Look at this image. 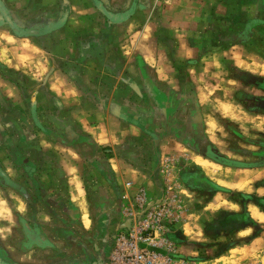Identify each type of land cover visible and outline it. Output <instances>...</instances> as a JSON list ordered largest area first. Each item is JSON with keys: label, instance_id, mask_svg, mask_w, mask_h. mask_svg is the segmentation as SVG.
Instances as JSON below:
<instances>
[{"label": "crops", "instance_id": "0c3cea01", "mask_svg": "<svg viewBox=\"0 0 264 264\" xmlns=\"http://www.w3.org/2000/svg\"><path fill=\"white\" fill-rule=\"evenodd\" d=\"M228 62L235 82L264 79V0H0V264H110L138 197L183 192L174 116L158 113L202 109ZM197 161L205 184L248 191ZM191 217L174 240L197 236ZM256 239L229 252L252 256Z\"/></svg>", "mask_w": 264, "mask_h": 264}, {"label": "rangeland", "instance_id": "374dc122", "mask_svg": "<svg viewBox=\"0 0 264 264\" xmlns=\"http://www.w3.org/2000/svg\"><path fill=\"white\" fill-rule=\"evenodd\" d=\"M238 71L233 62H228L226 68L205 76L202 109L190 102V112L186 107L178 114L158 113L160 118L165 117V121L173 115L176 125L171 136L177 145L173 163L175 174L172 170L171 175L173 190L178 188L183 192L179 194L180 199L175 193L171 197L180 206V218L193 216L190 220L195 221V232H198L197 236L191 235V240L185 239L180 243L174 239L182 236V230L177 232V224L172 226L174 238L169 233V240L177 247L183 244L184 248L192 247L197 252L195 257L188 258L177 248L172 255L175 260L172 264H183L179 262L181 259L188 264H230L227 259H236V264H264V190L260 189L264 187V167L240 170L219 164L205 155L207 145L212 144L218 154L234 160L264 161V79L254 73H243L235 82L233 78ZM197 158L217 166L223 175L240 173L248 191L205 184L198 173L201 170L199 166H204ZM189 166L194 168L192 172L196 170L197 173L188 172ZM209 203L211 206L206 209ZM255 238L258 239L251 245L254 255L229 252L231 245L247 243ZM107 245L111 251L117 242L108 241ZM155 249L163 253L167 251L164 245Z\"/></svg>", "mask_w": 264, "mask_h": 264}, {"label": "built area", "instance_id": "2783aa9c", "mask_svg": "<svg viewBox=\"0 0 264 264\" xmlns=\"http://www.w3.org/2000/svg\"><path fill=\"white\" fill-rule=\"evenodd\" d=\"M139 207L138 224L129 231L120 232L116 237L117 245L112 250L110 264H172V258L178 248L176 243L169 240L167 236L172 233V226L177 224L181 218L178 215L180 206L176 199L167 196L161 202L151 204L145 195L137 198ZM157 234L163 236L161 244L153 243L152 239ZM164 245L166 253L159 252L155 247ZM188 264L184 259L179 261Z\"/></svg>", "mask_w": 264, "mask_h": 264}, {"label": "water", "instance_id": "95a60500", "mask_svg": "<svg viewBox=\"0 0 264 264\" xmlns=\"http://www.w3.org/2000/svg\"><path fill=\"white\" fill-rule=\"evenodd\" d=\"M205 155L219 164L234 168H256V167L264 166V161L257 163L243 162L218 154L216 151H214L212 144L207 145Z\"/></svg>", "mask_w": 264, "mask_h": 264}, {"label": "trees", "instance_id": "16d2710c", "mask_svg": "<svg viewBox=\"0 0 264 264\" xmlns=\"http://www.w3.org/2000/svg\"><path fill=\"white\" fill-rule=\"evenodd\" d=\"M262 86V85H261ZM263 88H264V86H262ZM244 195V197H247V198H249V195H246V194H243ZM259 206H261V204H258ZM244 241V240H243ZM238 244H240V243H237V244H233V245H231L230 247H229V249H231V248H233V247H235L236 245H238Z\"/></svg>", "mask_w": 264, "mask_h": 264}]
</instances>
